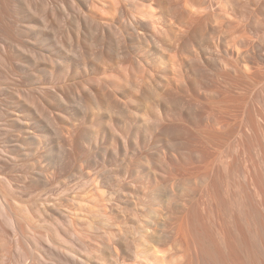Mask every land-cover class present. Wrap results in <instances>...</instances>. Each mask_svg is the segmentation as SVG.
I'll return each instance as SVG.
<instances>
[{
    "label": "rangeland",
    "instance_id": "1",
    "mask_svg": "<svg viewBox=\"0 0 264 264\" xmlns=\"http://www.w3.org/2000/svg\"><path fill=\"white\" fill-rule=\"evenodd\" d=\"M229 90L264 105V0H0V254L133 264L150 136Z\"/></svg>",
    "mask_w": 264,
    "mask_h": 264
},
{
    "label": "bare ground",
    "instance_id": "2",
    "mask_svg": "<svg viewBox=\"0 0 264 264\" xmlns=\"http://www.w3.org/2000/svg\"><path fill=\"white\" fill-rule=\"evenodd\" d=\"M233 90L216 91L224 106L214 128L207 126L214 112L194 103L188 116L173 115L148 139L145 168L153 181L143 196L145 242L133 264L148 257L153 264H264V105L253 97L244 104ZM12 244L20 260L6 248L9 264H25L32 254L25 239Z\"/></svg>",
    "mask_w": 264,
    "mask_h": 264
}]
</instances>
